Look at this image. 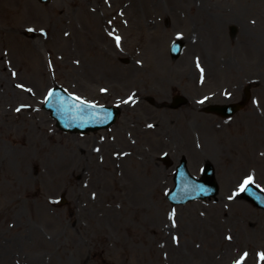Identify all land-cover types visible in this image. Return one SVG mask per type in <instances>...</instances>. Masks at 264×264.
Wrapping results in <instances>:
<instances>
[{
  "label": "rangeland",
  "instance_id": "obj_1",
  "mask_svg": "<svg viewBox=\"0 0 264 264\" xmlns=\"http://www.w3.org/2000/svg\"><path fill=\"white\" fill-rule=\"evenodd\" d=\"M30 1L0 0V264H235L245 252L244 264H264V210L239 191L247 175L264 187V0ZM234 8L250 52L232 48L241 71L226 77L230 64L217 66L201 87L198 46L186 41L172 59L167 41L202 27L203 38H219L231 22L215 28L216 14ZM207 49L215 63L226 52ZM248 77L261 81L258 101L227 128L214 131L220 118L199 111V100L165 105L174 91L198 97ZM55 83L125 105L122 114L108 129L63 132L42 108ZM165 152L174 164L184 154L198 176L211 160L217 198L173 206Z\"/></svg>",
  "mask_w": 264,
  "mask_h": 264
},
{
  "label": "water",
  "instance_id": "obj_2",
  "mask_svg": "<svg viewBox=\"0 0 264 264\" xmlns=\"http://www.w3.org/2000/svg\"><path fill=\"white\" fill-rule=\"evenodd\" d=\"M57 90H58V88L53 90V93L51 94V97L49 98L46 106L52 109V114L57 116L59 125L64 127V126H66V121L62 118V116H60L57 113V110L53 106L54 99H52V97H55ZM115 111H117V110H115ZM91 124H92V122L90 124H87V125L84 124L83 122H81L80 127L84 129V128H87L88 126H90ZM103 125H106L105 122L100 123L99 125H94V127L98 128V127L103 126ZM188 177L186 178V180H187L186 187L182 186V184L185 183L184 181H186L185 178L182 176L183 180H181V182H182L181 186L178 185L175 188V190L169 195L171 200L174 203H176V202H185L188 199L210 195V194L213 193V190H211L212 187L213 188L217 187V184H216V182H215V180L213 178V172L211 170H207L206 171V175L203 178V181L207 185H204V184H201V183H198V182H197V184H195L193 182L192 178L189 175H188ZM254 194H255V197H253V200L256 203H259L260 200L262 199V196L258 195V193H256V192H254Z\"/></svg>",
  "mask_w": 264,
  "mask_h": 264
},
{
  "label": "snow or ice",
  "instance_id": "obj_3",
  "mask_svg": "<svg viewBox=\"0 0 264 264\" xmlns=\"http://www.w3.org/2000/svg\"><path fill=\"white\" fill-rule=\"evenodd\" d=\"M29 31H32V29H29ZM120 37L119 36H117L116 37V42H117V46H119V44H120ZM197 67H199V64H197ZM201 72L203 73V69H201ZM13 75L15 76L16 75V73H13ZM18 87H23V85H18ZM29 91H30V89H29ZM102 91H106V89H102ZM49 95H51V93L49 94ZM77 99H80L79 97H77ZM133 100V97H129V100L128 101H125V103H127V102H129V101H132ZM16 111L17 112H19L20 111V108H17L16 109ZM149 127H151V125H149ZM97 151H98V149H97ZM254 181H253V177L252 176H249V177H247L244 181H243V183L240 185V189H239V191L240 192H244V191H246L247 190V188H248V186L250 185V184H252ZM231 198V197H230ZM173 216H174V213L172 214ZM229 239H231V237H228ZM248 256V253H244L241 257H240V259H238L237 261H235V264H244V261H245V259H246V257ZM259 258H260V260L261 261H264V253H260L259 254Z\"/></svg>",
  "mask_w": 264,
  "mask_h": 264
},
{
  "label": "bare ground",
  "instance_id": "obj_4",
  "mask_svg": "<svg viewBox=\"0 0 264 264\" xmlns=\"http://www.w3.org/2000/svg\"><path fill=\"white\" fill-rule=\"evenodd\" d=\"M29 1H30V0H29ZM30 3H31V4H34V2H31V1H30ZM24 4H25V2H24ZM25 5H26V4H25ZM32 8H33V7L29 8V9L31 10ZM143 26H144L143 24H140V25L138 26V27H139L138 30H140L141 28H143ZM14 40H15V39H14ZM37 41H38V44H37V43H32V46H33V47H34V45H37V47L39 46V44H40L41 41H40V39L37 40ZM11 43H12V41H11ZM195 45L198 46V47L200 48V43H196ZM40 47H41V45H40ZM18 49L23 51V49H25V48H24V46L18 44ZM203 53H205L204 50H203ZM26 63H30V60L28 59V60L26 61Z\"/></svg>",
  "mask_w": 264,
  "mask_h": 264
},
{
  "label": "flooded vegetation",
  "instance_id": "obj_5",
  "mask_svg": "<svg viewBox=\"0 0 264 264\" xmlns=\"http://www.w3.org/2000/svg\"><path fill=\"white\" fill-rule=\"evenodd\" d=\"M237 34H238V30H237V33L235 36L233 35V32L230 28H228V30L226 31V36L229 38V42H231V43H237L238 42L237 37H236Z\"/></svg>",
  "mask_w": 264,
  "mask_h": 264
}]
</instances>
